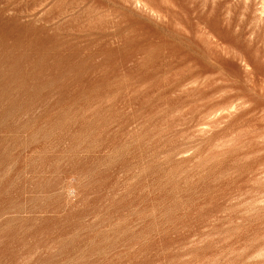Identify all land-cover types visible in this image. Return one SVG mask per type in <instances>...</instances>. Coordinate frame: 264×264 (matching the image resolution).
<instances>
[{"label":"rangeland","instance_id":"rangeland-1","mask_svg":"<svg viewBox=\"0 0 264 264\" xmlns=\"http://www.w3.org/2000/svg\"><path fill=\"white\" fill-rule=\"evenodd\" d=\"M0 264H264V0H0Z\"/></svg>","mask_w":264,"mask_h":264}]
</instances>
